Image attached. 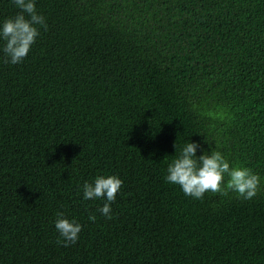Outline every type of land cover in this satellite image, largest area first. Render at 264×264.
I'll list each match as a JSON object with an SVG mask.
<instances>
[{
    "label": "trees",
    "instance_id": "trees-1",
    "mask_svg": "<svg viewBox=\"0 0 264 264\" xmlns=\"http://www.w3.org/2000/svg\"><path fill=\"white\" fill-rule=\"evenodd\" d=\"M0 264H264V0H0Z\"/></svg>",
    "mask_w": 264,
    "mask_h": 264
}]
</instances>
